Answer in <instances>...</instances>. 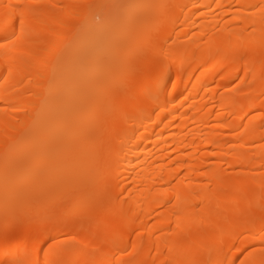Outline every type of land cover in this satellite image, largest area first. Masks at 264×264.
I'll use <instances>...</instances> for the list:
<instances>
[{
  "label": "bare ground",
  "instance_id": "6f19581e",
  "mask_svg": "<svg viewBox=\"0 0 264 264\" xmlns=\"http://www.w3.org/2000/svg\"><path fill=\"white\" fill-rule=\"evenodd\" d=\"M17 174L0 264H264V0H0Z\"/></svg>",
  "mask_w": 264,
  "mask_h": 264
},
{
  "label": "rangeland",
  "instance_id": "374dc122",
  "mask_svg": "<svg viewBox=\"0 0 264 264\" xmlns=\"http://www.w3.org/2000/svg\"><path fill=\"white\" fill-rule=\"evenodd\" d=\"M29 141H25L23 144H27ZM57 152H53L50 157H38L37 159L33 160L30 163H27L21 167V173H23L27 168H43L47 166L48 168H52L53 165L61 164L63 157H57ZM5 158V157H4ZM28 165V166H27ZM27 166V167H26ZM30 171V170H28ZM17 174L10 180L3 181L0 184V190L1 192H5L8 199H11L12 202L17 206L16 208L18 210H21L22 208V200L21 198L25 197V194L27 193L28 196H30L29 200L31 201L29 204L31 207H35V204H40V199L42 196L40 195L42 191H46L48 193L49 197L57 196L59 194H66V192L70 189L71 186V179L67 176H60L58 177L59 180H45L42 178H36L29 179V181L26 184L19 185L21 181V175ZM54 178V176H53ZM52 178V179H53ZM57 179V178H56ZM56 181V182H55ZM22 191V193H20ZM22 195V196H21ZM37 199L39 200L37 202ZM0 214H4V209L0 210ZM2 216L0 217V219Z\"/></svg>",
  "mask_w": 264,
  "mask_h": 264
}]
</instances>
